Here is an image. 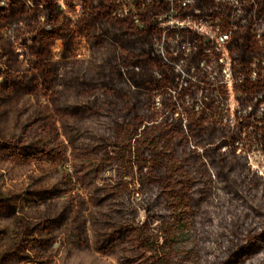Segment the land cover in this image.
I'll list each match as a JSON object with an SVG mask.
<instances>
[{
  "label": "rangeland",
  "instance_id": "obj_1",
  "mask_svg": "<svg viewBox=\"0 0 264 264\" xmlns=\"http://www.w3.org/2000/svg\"><path fill=\"white\" fill-rule=\"evenodd\" d=\"M263 60L264 0H0V264H264Z\"/></svg>",
  "mask_w": 264,
  "mask_h": 264
},
{
  "label": "built area",
  "instance_id": "obj_2",
  "mask_svg": "<svg viewBox=\"0 0 264 264\" xmlns=\"http://www.w3.org/2000/svg\"><path fill=\"white\" fill-rule=\"evenodd\" d=\"M228 39H229V34L227 32H221L219 34V40L221 42H226V41H228ZM262 63L264 64V60L262 61ZM175 68L177 69V71H180L179 65H176ZM256 78H258V80L264 81V68H263L262 72L259 74V76L256 74V72H254V78L253 79H256ZM249 109H250V107H249Z\"/></svg>",
  "mask_w": 264,
  "mask_h": 264
}]
</instances>
